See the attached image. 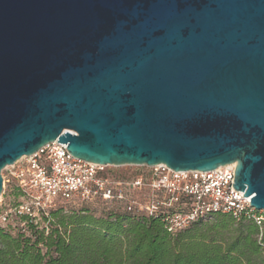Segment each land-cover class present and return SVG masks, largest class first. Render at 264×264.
<instances>
[{"label":"water","instance_id":"water-1","mask_svg":"<svg viewBox=\"0 0 264 264\" xmlns=\"http://www.w3.org/2000/svg\"><path fill=\"white\" fill-rule=\"evenodd\" d=\"M58 142L213 171L264 210V0H0L3 171Z\"/></svg>","mask_w":264,"mask_h":264},{"label":"built area","instance_id":"built-area-1","mask_svg":"<svg viewBox=\"0 0 264 264\" xmlns=\"http://www.w3.org/2000/svg\"><path fill=\"white\" fill-rule=\"evenodd\" d=\"M110 167L72 156L66 144L43 146L4 170L3 193L14 184L19 201L1 209L0 225L25 227L28 222L42 228V221L50 220L60 205L91 204L160 219L176 236L200 220L224 214L236 221L253 220L264 251V210L253 208L251 198L235 189L236 163L209 172L175 171L164 164L142 166L145 170L123 177L110 172ZM22 217L27 222L19 223Z\"/></svg>","mask_w":264,"mask_h":264},{"label":"trees","instance_id":"trees-1","mask_svg":"<svg viewBox=\"0 0 264 264\" xmlns=\"http://www.w3.org/2000/svg\"><path fill=\"white\" fill-rule=\"evenodd\" d=\"M64 209L42 228L26 217L19 220L25 227L0 225V264H264L253 220L216 214L213 223L200 220L171 236L160 219L114 208L100 218L86 207L69 215Z\"/></svg>","mask_w":264,"mask_h":264},{"label":"rangeland","instance_id":"rangeland-1","mask_svg":"<svg viewBox=\"0 0 264 264\" xmlns=\"http://www.w3.org/2000/svg\"><path fill=\"white\" fill-rule=\"evenodd\" d=\"M145 170V168L142 167H137V166H124V167H110L109 171L112 173H125L127 175H132L136 174L140 171ZM3 176L6 175V172L3 171L2 173ZM14 184L7 185V189L5 194L3 193L2 196L0 197V200L3 197V204H0V211L1 209H6L9 207H13L18 201L19 197L15 194V192L12 191ZM89 208L91 211V214L94 215L95 217H106L111 211L112 208H109L105 205H83V206H74V205H64V213L66 214H71L72 212L80 211L82 208ZM111 209V210H110ZM215 221L214 217H208L206 219H203L202 222L204 223H213Z\"/></svg>","mask_w":264,"mask_h":264}]
</instances>
